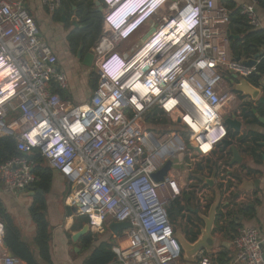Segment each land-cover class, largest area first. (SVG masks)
<instances>
[{
    "label": "built area",
    "instance_id": "1",
    "mask_svg": "<svg viewBox=\"0 0 264 264\" xmlns=\"http://www.w3.org/2000/svg\"><path fill=\"white\" fill-rule=\"evenodd\" d=\"M251 1L241 11L259 28L258 2ZM42 3L53 14L62 7V0ZM188 7L195 11L183 28ZM142 10L122 30L119 24L103 28L92 47L96 86L88 100L74 103L55 90L69 87L68 76L58 70V56L24 0H0V136L15 137L22 153L0 164V183L6 192L34 186L39 178L28 155L38 149L51 169L74 182L77 193L69 203L78 213L99 218L101 229L112 221L130 223L122 231L126 242L113 248L118 264H181L170 209L189 183L171 172L160 181L152 175L178 153L194 163L228 138L221 112L235 95L218 85L227 71L249 77L256 65L232 57L230 11L218 0H170L155 14L151 6ZM146 24L147 32L134 41ZM118 60L127 71L122 78L112 73ZM154 108L176 127L150 129L146 115ZM220 178L222 197H230V177L222 172ZM198 196L199 209L206 211V194ZM4 235L0 221V248ZM233 243L236 261L264 264L257 228L240 227ZM0 264L20 259L0 253ZM192 264L214 262L202 252Z\"/></svg>",
    "mask_w": 264,
    "mask_h": 264
},
{
    "label": "crops",
    "instance_id": "2",
    "mask_svg": "<svg viewBox=\"0 0 264 264\" xmlns=\"http://www.w3.org/2000/svg\"><path fill=\"white\" fill-rule=\"evenodd\" d=\"M78 1L80 0H77V2ZM92 1L93 5L90 12L92 17L89 20V23L86 24V20L83 19L85 15L83 13L78 15V6H73L69 0L67 3L72 7L71 23H68L67 20L63 21V19H56L55 15L46 9L42 0H24L25 4L29 7L31 13L35 17L41 29L42 36L49 42L58 56V70L65 72L68 76L69 87L64 89L63 97L74 103H76L75 101L80 102L76 100V96H79L80 99L88 100L96 86L97 77L94 64L93 67H87L83 63L84 56L82 55V57H78L77 53L72 51L68 41V36L74 29H85L93 26L92 32H95L96 27L100 25V19L98 17L102 14L103 20V9L101 10L102 4L101 2L97 4L96 0ZM231 1L237 7H242L243 5L252 2L251 0ZM218 3L225 6L224 0H218ZM256 12L261 22V26L256 29H264V8L257 4ZM72 21H78L79 25H72ZM234 25L235 24H233L231 28L230 25L226 27L229 37L232 34L236 35L230 37V50L232 57L236 59L239 55L238 52L241 50V61L247 62L254 58V55L248 56L245 54L242 48L245 33L239 32ZM148 26L149 24H146L138 32L134 41L141 40L139 35L147 32ZM101 28L103 30V26H101ZM82 44L90 46L91 36H88V38L84 36L80 37V46ZM93 46L90 48L92 49ZM260 50L264 53V44L261 46ZM258 61L259 58L257 63ZM74 66L87 75L86 79L84 78L85 81L83 83H81L82 80L77 81L74 79L72 75L75 73L73 71L75 69ZM80 75L82 76L83 74L80 73ZM235 75V72L227 71L224 74L222 81L219 83L218 89L220 91L232 92L235 95V98L223 108L221 114L224 120L225 115L237 113L238 118L242 121V126L239 130H234L226 124L229 132L227 139L232 140L234 142L233 145L240 151V161L231 162L234 159L232 147H226L224 143H220L210 154L196 157L194 163H185L184 171L176 169L170 171L172 175L181 178V183H187V178L185 176L192 172L193 178L189 181L190 184L194 182L192 189H196L197 191L198 187L196 186H203V190L208 198L206 205L207 210H200L202 213H208V209L214 201L216 193L220 190V173L227 172V175L230 177L228 179L229 187L233 189V192L230 197L228 195L222 197V203L219 209L222 213V218L219 223L223 224L227 220L228 223H234L233 225L230 224L228 227V229H232L233 231L224 232L219 229L215 230L217 245L213 249V255L222 250L229 254L230 261L226 264H244L236 261V250L233 243L234 235L240 227L249 226L257 228L263 239L264 248V121L260 120V117H263L264 119V114L261 110V108L264 107V103L259 101L260 97H264V91L262 88L264 78L260 81L261 86H256L252 83L255 88L260 90L259 96L255 99L243 89V85L246 84L243 83L242 80L243 78L249 80V77H242L239 74H237V76ZM92 78H94V81H92ZM253 109H256V113L253 112ZM166 119L170 120L167 117ZM204 147L207 148L209 146L207 144ZM52 177L51 189L46 194L47 216L51 225V263L40 256L39 250L34 241L36 226L30 215L29 208L37 193L30 196L28 194L29 189L27 188L14 192H6L0 183V203L5 207L7 212L13 218L16 226L21 231L22 239L35 251V258L38 264H84L85 260L102 243L113 242V250L117 241L126 242L125 234L122 232L116 235L109 227L107 229L106 227L101 229V222L99 221V218L95 216L80 214L77 211L72 212V215H70L68 212V206H72L69 201L76 195L77 188L75 187L74 182L65 176L64 172L52 169ZM239 177H242L244 180H258L259 184L249 191H240L237 185L242 186L243 183L240 181ZM209 180H213L214 182L210 184L211 181ZM198 182H201V184H198ZM238 191H240V196L235 198L234 195ZM182 197L173 203L170 213L175 212V217L171 216V221L176 228V232L178 231L177 224L182 220L183 226L181 231L187 237V232L191 229L199 232L204 226V222L196 213V209L199 208V200L197 201V206L196 203L195 205H192V198L188 201L185 198H183V200ZM175 207H179L180 211H176ZM189 213L194 215L195 219H193V217H188L187 214ZM84 217H87L88 221H84ZM190 219L193 222L190 221ZM0 221L3 223L1 219ZM195 224L196 226H194ZM86 225H88L87 231L75 239L74 237L82 231ZM88 233H93L94 240L92 244L86 248L81 242V237ZM0 253L9 254V250L3 246L0 248ZM20 264L27 263L20 259ZM111 264H118V261ZM214 264L217 263L214 262Z\"/></svg>",
    "mask_w": 264,
    "mask_h": 264
},
{
    "label": "trees",
    "instance_id": "3",
    "mask_svg": "<svg viewBox=\"0 0 264 264\" xmlns=\"http://www.w3.org/2000/svg\"><path fill=\"white\" fill-rule=\"evenodd\" d=\"M68 0H62V6L67 8L66 16L69 19L71 16V9L72 7L68 5ZM73 6H78L77 11L78 15L82 13L85 15L83 18L86 20V24L89 23V20L92 17L90 14L92 10L93 1L92 0H69ZM258 4L264 8V0H257ZM225 7L230 10V28L233 24L239 32H244V39L242 43V48L246 55L251 56L255 55L260 51L261 46L264 44V29H256L249 25L248 18L245 14L242 13L241 7H237L231 0H224ZM55 18L62 20V11L58 10L54 13ZM100 19V25L96 27V31H93V26L80 29L76 28L73 30L69 36L68 41L70 47L74 53H77L78 49L80 48V37H87L91 36V45L86 46L87 50L94 45V43L99 39L101 34V26H102V14L98 17ZM94 34V35H93ZM85 52V53H86ZM264 78V53L259 57V61L256 65V71L254 74L249 76V81L256 86H261V79ZM97 83V78H96ZM262 88L264 91V84H262ZM56 91L60 92L62 96H64V89H60L56 86ZM262 113L264 114V107L261 108ZM158 110L156 108L150 110L146 115V122L151 121L154 124L164 122L168 119L166 117L160 118L157 115ZM170 121V120H169ZM171 122V121H170ZM172 123V122H171ZM173 124V128H175V124ZM155 129V128H150ZM22 154L17 149V140L13 136L3 135L0 136V164L4 163L8 159ZM29 157L33 158L35 162L34 172L38 176V181L35 183L34 186L43 190V193H37L30 205L29 211L30 215L33 219V222L36 226V234H35V244L39 250L40 256L45 259L46 261L51 263L50 258V243H51V225L50 221L47 216V199L46 194L50 191L52 186V169L49 167L47 160L44 156L41 155L38 149H34L29 155ZM186 200H190L189 197L185 196ZM179 205V204H177ZM220 209V208H219ZM252 212V211H251ZM230 214V213H229ZM170 215L175 217V212H171ZM222 218L221 211L218 210L217 216V227L216 230H221L224 232H231L232 229H228L230 224L228 220L220 224V219ZM0 219L3 221L5 235H4V242H6L8 248L12 249L17 257L27 264H38L35 258V251L31 248L29 244H27L22 239V234L19 228L16 226L13 218L7 212L5 207L0 203ZM84 221H88L87 217H84ZM190 221H192L190 219ZM193 222V221H192ZM196 226V224L194 225ZM175 227V226H174ZM108 227L106 226V229ZM176 230V228H175ZM188 239L194 241L200 234V230L193 231L191 229L187 232ZM94 240L93 233H88L81 237V242L83 243L84 247H89ZM113 242H104L99 247H97L93 253L85 260L84 264H111L117 262V256L112 250ZM213 262L217 264H226L230 261L229 254L222 250L218 253L214 254L211 257Z\"/></svg>",
    "mask_w": 264,
    "mask_h": 264
},
{
    "label": "water",
    "instance_id": "4",
    "mask_svg": "<svg viewBox=\"0 0 264 264\" xmlns=\"http://www.w3.org/2000/svg\"><path fill=\"white\" fill-rule=\"evenodd\" d=\"M99 2H100L99 0H96L97 4H99ZM60 10L62 11L63 21H66L68 19L66 16L67 8L62 6ZM101 10H102V8H101ZM72 25L78 26L79 23H78V21H72ZM152 30H154V28ZM233 36H236V35H233V34L230 35V37H233ZM86 49H87L86 45L82 44L77 51V56L82 57V55H83L84 56L83 57V63L87 67H93V62H94L93 50L91 48H89L86 52ZM238 54L239 55L237 56L236 59L241 60V58H242L241 50L238 52ZM262 54H263V52L260 50L257 54L254 55V58L247 61L246 64H248L250 66L257 65V60ZM235 74H236L235 76H237V73H235ZM242 81H243V83L246 84V85H243V87H244L243 89H245V92L251 94L253 96V98L256 99L259 96L260 90L255 88L248 79L243 78ZM259 101L264 103V97H260ZM253 112L256 113V109H253ZM260 120L264 121L263 117H260ZM178 121L180 122V119H178ZM224 122H225V124H227L230 128H232L234 130H239L240 127L242 126V121L238 118L237 113L225 115L224 116ZM222 143H224V145L226 147H228V146L232 147L234 159L231 162L240 161V157H239L240 151L233 145L234 142L232 140H229L226 138L222 141ZM187 145H188L189 149L200 152V149L197 146L192 145L190 142ZM172 168H173V160L170 159L167 161V163L164 165V167L160 171H158L152 175L153 179L156 181L162 180L164 178V176L167 175L172 170ZM239 179L243 183L242 186L237 185V187H239L240 191H249L259 184L258 180H244V179H242V177H239ZM209 181H211L210 184H212V182H214L213 180H209ZM27 189H29L28 194L30 196H33L36 193H43V190L36 187V186H32V187H29ZM240 191L235 193V195H234L235 198H238L240 196ZM221 203H222V192H221V190H219L216 193L214 201L211 203V205L209 207L208 213H202L199 208L196 209V213L204 222V226L201 228L200 234L196 240H194V241L189 240L185 236V234L182 233V231L176 232V237L179 240L180 245L183 249V260H184L185 264H192L194 262L195 258L202 252L208 254L209 257H212L213 249L217 245V237L215 235V230L217 227L216 222H217L218 210L220 208ZM175 210L179 212L180 208L175 207ZM68 212L70 215H72V212H76V208L68 206ZM129 226H130V223L127 221H125V222L112 221L109 224V228L116 235L118 233L122 232L123 230L127 229ZM87 229H88V225H86L84 227V229L82 231H80L74 238L77 239L79 236H81L83 233H85L87 231ZM4 246L6 248H8L6 242H4ZM8 250H9L10 256L17 257L16 253L12 249L8 248Z\"/></svg>",
    "mask_w": 264,
    "mask_h": 264
},
{
    "label": "clouds",
    "instance_id": "5",
    "mask_svg": "<svg viewBox=\"0 0 264 264\" xmlns=\"http://www.w3.org/2000/svg\"><path fill=\"white\" fill-rule=\"evenodd\" d=\"M169 1L170 0H100L103 9L102 26L103 28H105L108 24H111L113 28H116V25L119 24V27L117 29L122 30L128 26L129 20L142 13V9L151 6V10H153L151 11L150 15L155 14L163 7H165V5ZM194 11L195 10L193 9V7H188L184 11V18L181 21V26L183 28H187V20ZM109 14H112L111 18H115V24L110 23V20L107 18ZM144 21L145 19L139 22V24L133 30L139 28V26H141ZM129 28L127 29V31L129 30ZM112 68L114 77L119 76V78H122L127 72H124L125 66L120 60H118L112 66ZM201 106L205 108L204 104H201Z\"/></svg>",
    "mask_w": 264,
    "mask_h": 264
},
{
    "label": "rangeland",
    "instance_id": "6",
    "mask_svg": "<svg viewBox=\"0 0 264 264\" xmlns=\"http://www.w3.org/2000/svg\"><path fill=\"white\" fill-rule=\"evenodd\" d=\"M30 12H31V10H30ZM74 68L75 69L73 71L75 73L72 74L73 77H74V79L77 80V81L82 80L81 83H83L85 81L87 75L85 73H83V71L79 70V68H77L75 66H74ZM80 73H82L83 75L81 76ZM94 77H95V74H94ZM92 81H94V78H92ZM91 84H92V82H91ZM76 100L80 101V102H77L74 99V101L76 103H81V102L86 101V100L80 99L79 96H76ZM146 124H147V126L149 128H155V129H152V130L157 131V132L165 131V130H168V129L171 130L172 127H173V124L169 120H166L164 122H160V123H157V124H154L151 121H147ZM187 158L188 157L186 156V154H184V153H178L175 157L172 158V160H173V168L172 169L173 170L176 169V170H179V171H184L185 163H188L189 162ZM185 177L187 178L186 179V182L189 183V187L184 190V194H183L182 199L185 198V196L189 197L190 199L192 198L193 199L192 205H195V203H196V205L198 206V204H197V201L199 200L198 192L201 193V191H203L205 193V191L203 190V186L202 187L201 186H196V187L199 188V191L197 192L196 189H192V187L194 186L193 185L194 182L192 184H190V182H189L190 179L193 178L192 172H190V174H187V176H185ZM198 184H201V182H198ZM187 215H188V217H193V219H195L194 215H191V213H189ZM177 225H178L177 230L178 231H181L182 230V226H183L182 220H180V223L177 224ZM181 264H185V262H184L183 259L181 260Z\"/></svg>",
    "mask_w": 264,
    "mask_h": 264
},
{
    "label": "flooded vegetation",
    "instance_id": "7",
    "mask_svg": "<svg viewBox=\"0 0 264 264\" xmlns=\"http://www.w3.org/2000/svg\"><path fill=\"white\" fill-rule=\"evenodd\" d=\"M70 19H71V16H70L69 19H67V22H68V23H71V20H70ZM74 30H75V29H74Z\"/></svg>",
    "mask_w": 264,
    "mask_h": 264
},
{
    "label": "bare ground",
    "instance_id": "8",
    "mask_svg": "<svg viewBox=\"0 0 264 264\" xmlns=\"http://www.w3.org/2000/svg\"><path fill=\"white\" fill-rule=\"evenodd\" d=\"M202 107H203V106H202ZM203 109H204V108H203ZM204 110H205V109H204ZM207 144H208V146L210 145V143H206L205 145H207ZM205 145H204V146H205ZM204 148H205V147H204ZM207 148H208V147H207Z\"/></svg>",
    "mask_w": 264,
    "mask_h": 264
}]
</instances>
